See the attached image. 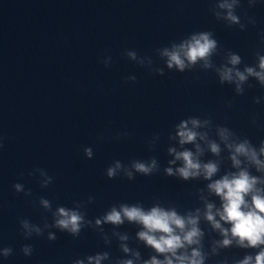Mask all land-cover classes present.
<instances>
[{
	"label": "clouds",
	"instance_id": "1",
	"mask_svg": "<svg viewBox=\"0 0 264 264\" xmlns=\"http://www.w3.org/2000/svg\"><path fill=\"white\" fill-rule=\"evenodd\" d=\"M258 2L259 0H247L249 8L255 7ZM240 6L241 0H214V6L210 11L227 27L238 26L240 31H245L249 24L255 25L256 20L247 13L242 19L237 14ZM261 40L264 42V32L261 33ZM156 53L163 60L164 67L154 66L151 57L140 56L134 50H126L124 55L160 76L165 74V68L178 73L195 69L212 71L220 85L227 84L233 87L236 96H243L247 88L254 87L251 81L264 88V54L256 51L255 63L246 64L239 53L231 50L221 51L212 31L190 33L179 42L158 48ZM216 56L222 57L221 63L215 62L213 58ZM111 62L110 56L103 61L105 67ZM127 79L133 83L136 81L134 75ZM262 99L264 97H254V103L260 104ZM227 106L231 107V102ZM257 115H252L251 123L254 126L257 124ZM213 130L215 139L210 135ZM129 135L128 132L119 133L116 139ZM98 139L103 140L104 137ZM159 139L160 135L155 134L148 143L155 146ZM168 139L174 140L179 145V150L175 146L167 148L168 154L173 158L168 161L169 166L164 169V173L184 181L201 178L208 181L206 188L219 199V206L214 201L204 200L203 212L196 208L194 212L181 214L175 208H165L159 204L146 209L140 203L121 202L113 204L103 215L90 220L87 218L86 209L88 204L94 202L93 196H89L87 201H74L73 207L57 205L55 209L52 201L40 197L38 204L43 210L51 213L52 222L48 223L46 217L42 225L32 223L28 219H20L19 224L24 238L44 236L47 232V239L55 241L57 235L51 229L77 238L84 229L92 228L98 230L105 244H110L103 225H111L116 229L127 222L140 226L136 233L137 239L156 253L144 260L143 264H205L208 259L203 251L205 233L200 227L203 215L211 229L221 237L213 241L214 255H218L220 249L232 247L254 250L246 251L243 257L234 260L233 264H264V139L258 144L253 143L250 138L237 134L228 126L214 124L211 117L199 116L181 119L173 126ZM186 145H191L192 148L185 147ZM0 148H3V137H0ZM83 151L86 158H93L91 147H85ZM223 152H227L226 157H222ZM206 153H210L216 159H201ZM225 159L230 162V170L221 174V165ZM178 161L180 166L173 168ZM159 168V162L155 157L148 160L133 159L127 166L120 160H114L107 167L105 174L109 179H113L123 173V177L131 181L135 179L136 174L151 176L159 171ZM253 169L261 175L253 174ZM37 173L41 188H47L54 182L53 176L44 168L37 167L29 175ZM13 188L16 193L32 195L31 190H26L21 183H15ZM112 235L121 242L120 250L134 257L117 258L114 264H136V261L140 260V252L128 246L127 233L113 231ZM33 251L30 244L21 247L25 257H30ZM13 253L12 247H0L2 258L6 259ZM110 257L108 251H103L77 258L72 264H101ZM222 264H227V261H223Z\"/></svg>",
	"mask_w": 264,
	"mask_h": 264
}]
</instances>
